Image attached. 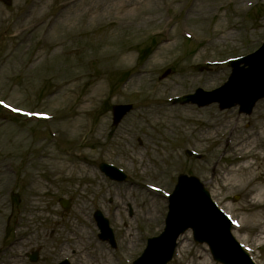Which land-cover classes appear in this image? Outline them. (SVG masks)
<instances>
[{
	"label": "rangeland",
	"instance_id": "1",
	"mask_svg": "<svg viewBox=\"0 0 264 264\" xmlns=\"http://www.w3.org/2000/svg\"><path fill=\"white\" fill-rule=\"evenodd\" d=\"M125 2L12 0L7 6L0 0V100L50 115L40 121L0 109V264H12L14 256L18 264H83V256L76 259L82 252L72 255L77 244L67 248L70 233L86 225L92 247L100 245L84 251L92 264L131 263L163 230L167 195L180 173L204 182L242 226L234 229L236 238L264 264V225L252 224L261 220L264 199L253 205L249 189H215L229 167L244 161L232 145L264 126V99L250 115L238 107L170 102L197 87L222 85L231 72L226 60L261 45L264 0H146L122 7ZM152 36L151 52L140 58ZM117 103L134 109L113 126ZM187 149L201 157L186 156ZM103 161L129 179L110 180L98 168ZM249 162L261 170L259 160ZM259 175L264 193V172ZM62 197L70 200L69 211L59 204ZM97 209L109 219L116 248L98 237ZM182 244L181 260L179 252L170 264H219L190 231ZM33 251L36 262L29 260Z\"/></svg>",
	"mask_w": 264,
	"mask_h": 264
},
{
	"label": "water",
	"instance_id": "2",
	"mask_svg": "<svg viewBox=\"0 0 264 264\" xmlns=\"http://www.w3.org/2000/svg\"><path fill=\"white\" fill-rule=\"evenodd\" d=\"M7 3L10 0H5ZM244 65L240 67V64ZM233 74L227 84L212 92L198 89L194 95L180 98V101H192L206 105L214 101L221 108L240 105L242 112L250 113L255 102L264 97V46L256 53L231 61ZM131 106H116V122ZM100 168L117 180H124L125 175L116 168L102 164ZM68 209L69 205L63 202ZM95 218L102 233L100 237L109 239L115 246L113 232L102 213L97 211ZM192 228L195 239L207 242L217 261L224 264H247V256L238 252V245L230 236V224L215 207L208 191L195 177L181 175L174 193L170 197V212L166 220L164 233L149 240L143 256L134 264H167L173 255L177 237L186 229ZM63 264H67L64 262Z\"/></svg>",
	"mask_w": 264,
	"mask_h": 264
},
{
	"label": "bare ground",
	"instance_id": "3",
	"mask_svg": "<svg viewBox=\"0 0 264 264\" xmlns=\"http://www.w3.org/2000/svg\"><path fill=\"white\" fill-rule=\"evenodd\" d=\"M146 0H126L125 3H123V6H126L127 4L129 5H141ZM90 10V9H89ZM89 12V11H87ZM77 14L74 12L71 13L67 19H64V23H68L71 19V17H76ZM141 75H145L146 71L140 70L139 72ZM155 91L156 88L154 89ZM218 125V124H217ZM209 129L213 131L214 133L216 132V125L211 122L209 124ZM210 136L209 134H207ZM264 141V126H261L260 128H251L246 140L244 142L242 141H237L232 145V151H235L239 153L237 155V159L244 160L242 164L238 162V165L233 166L234 164H230V166L227 170V177L225 180H223L221 183H218L216 186L217 189H235V190H242V189H249L251 192L255 193V198L253 201V205H261L263 203L264 199V193H263V187L260 182L257 181L259 174L264 172V150H260L259 145ZM257 159L259 160V170L257 172L256 169H253V165L249 162L250 159ZM264 215V212H263ZM262 213L258 214V217L261 220H264ZM261 220H254L252 221V224L254 226L258 225H264L263 221ZM89 227L86 225L82 228H75L71 233H70V239H72L71 242H69V247L67 249H70L72 246H77L76 249L73 251L72 255L73 257L76 256V254L79 252H82L80 256H76V259L79 257L83 256L82 260L80 263H91V258H88V254L84 251H87L88 253H91V251H98L100 248V245H95L92 247L93 241L91 238V234L89 232ZM264 234V231L262 232ZM258 240L256 241L255 245H257ZM80 245V246H79ZM187 245L181 246V248H178V252L181 253L180 255V260L182 258V253H184L185 248ZM86 259V261H85ZM201 255L196 256V261L201 260ZM79 263V260L77 261ZM5 264H10L9 261H7ZM12 264H18L17 257L14 256V260L12 261ZM194 264V263H192ZM196 264H208L207 261L203 260L202 262H196Z\"/></svg>",
	"mask_w": 264,
	"mask_h": 264
},
{
	"label": "snow or ice",
	"instance_id": "4",
	"mask_svg": "<svg viewBox=\"0 0 264 264\" xmlns=\"http://www.w3.org/2000/svg\"><path fill=\"white\" fill-rule=\"evenodd\" d=\"M0 103H3V101H0Z\"/></svg>",
	"mask_w": 264,
	"mask_h": 264
}]
</instances>
